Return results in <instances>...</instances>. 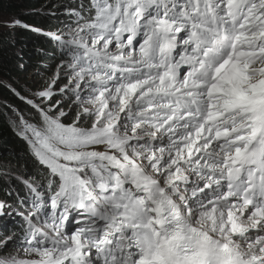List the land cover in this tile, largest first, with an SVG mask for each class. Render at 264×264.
Here are the masks:
<instances>
[{
  "label": "snow or ice",
  "instance_id": "obj_1",
  "mask_svg": "<svg viewBox=\"0 0 264 264\" xmlns=\"http://www.w3.org/2000/svg\"><path fill=\"white\" fill-rule=\"evenodd\" d=\"M46 7L0 17L49 45L0 39V264H264V0Z\"/></svg>",
  "mask_w": 264,
  "mask_h": 264
},
{
  "label": "trees",
  "instance_id": "obj_2",
  "mask_svg": "<svg viewBox=\"0 0 264 264\" xmlns=\"http://www.w3.org/2000/svg\"><path fill=\"white\" fill-rule=\"evenodd\" d=\"M52 0H0V17H16L19 16L20 19L24 20L26 23L35 24L38 27L49 28L51 27V21L46 15L34 14L35 12L46 13L49 9L46 7ZM74 0H55L57 5L72 3ZM28 13V15H22ZM0 32H7L6 29H0ZM4 44V52L10 54L17 49L23 50L25 53V59L31 60L35 63L39 60V56L36 53V49L39 47H49L47 41L43 38H37L34 34L26 32L23 30H17L15 35L12 37L4 36L2 38ZM15 40V48H10L8 46V40ZM29 53L31 56H29ZM5 63H14V58L12 60L5 59ZM15 145L20 147L19 141L13 137L12 133L8 130L7 126L3 122V118L0 117V154L4 152L6 148ZM20 194L24 195L23 187L20 186ZM7 226L9 228L13 227L12 222L8 221Z\"/></svg>",
  "mask_w": 264,
  "mask_h": 264
},
{
  "label": "rangeland",
  "instance_id": "obj_3",
  "mask_svg": "<svg viewBox=\"0 0 264 264\" xmlns=\"http://www.w3.org/2000/svg\"><path fill=\"white\" fill-rule=\"evenodd\" d=\"M3 19H11V17H8V18H3Z\"/></svg>",
  "mask_w": 264,
  "mask_h": 264
}]
</instances>
